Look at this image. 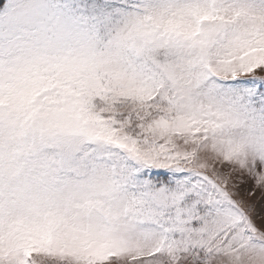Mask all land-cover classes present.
I'll use <instances>...</instances> for the list:
<instances>
[{
  "label": "snow or ice",
  "instance_id": "1",
  "mask_svg": "<svg viewBox=\"0 0 264 264\" xmlns=\"http://www.w3.org/2000/svg\"><path fill=\"white\" fill-rule=\"evenodd\" d=\"M0 264H264V0H0Z\"/></svg>",
  "mask_w": 264,
  "mask_h": 264
}]
</instances>
